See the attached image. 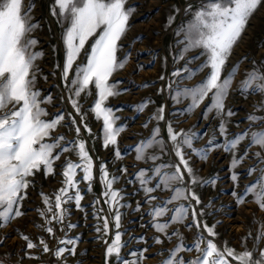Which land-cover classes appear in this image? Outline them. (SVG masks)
Instances as JSON below:
<instances>
[{"label": "snow or ice", "instance_id": "1", "mask_svg": "<svg viewBox=\"0 0 264 264\" xmlns=\"http://www.w3.org/2000/svg\"><path fill=\"white\" fill-rule=\"evenodd\" d=\"M127 0H55L52 14L58 17L59 22L67 23V27L62 33L65 46V63L62 78L69 92V101L73 109L81 117L80 125H77L75 117L70 113V119L76 133V138L69 140L64 135H53L57 126L61 125L65 116L57 113L53 118L45 120L46 110L41 106L45 102H51V97L47 100L40 98V92L35 89L36 76L33 69L36 61L42 57L41 51L33 49L38 43L35 38L29 37V33L34 31L38 24L32 22L30 15L34 5L29 4L25 8L24 0H0V227L5 226L13 218H18L24 214L22 211L23 201L27 198L28 189L32 186L34 177L38 172H43L45 176L55 174L56 161L60 160L63 153L74 151L79 157L77 162L65 160L61 165L63 171V187H61L54 199L41 192V197L45 208L40 211V215L45 217V225L42 227L50 236H54L53 223L63 225L62 230L77 227L76 224L68 222L71 215L69 205L75 206L80 211H84L86 206L81 204L83 194L79 187L81 181L87 182L88 191L91 190V182L94 178V161L89 154L86 141L79 139L81 125L84 130L92 135V130L85 122V114L81 111L79 98L81 94L89 95L90 86L96 89V98L90 106L91 111L99 120L102 119V146L112 147L117 159L122 153L118 148V137L126 125H117L120 117L115 115L114 109L107 105L110 97L121 94L119 81H111L113 74L123 69L131 53L124 57L118 56L121 48L119 43L126 35L129 27V19L134 7H126ZM264 3V0H203L199 8L194 12L191 5L186 11L192 12V19L182 26L180 32L184 39L180 59L191 51L200 49L198 55L190 57L183 69H177L172 73L180 80L192 79L203 69L208 68L209 72L203 80L191 87H182L180 83H169L167 86L172 93L171 99L180 104L188 100L185 107L177 110L178 114L191 115L206 100L209 101L201 112V118L207 119L210 114L214 118H219L217 129L212 137L201 148L194 147L195 142L200 140L206 133L195 131L196 126L188 130L177 131L171 121L166 122L168 142L174 155L178 158V163L171 161L157 163L166 154L167 144L160 136L159 124L152 129L151 136L139 141L136 145L128 146L129 151L135 152L136 161L147 163L152 162L150 168H140L132 173V180L138 183L140 191H143V203L149 205L147 215L151 220V226L156 232L163 234L168 240L173 236L178 238L176 246L172 249H160L157 254L167 252L168 255L160 261V264H264V248L259 244L264 239V225L255 237L254 246L249 249L242 244L244 250L237 251L229 247L227 242L223 248L215 242L217 233L216 225L209 226L198 217L203 215V210L197 212L195 205L201 204L200 197L193 190L196 185L215 186L218 176L207 179L199 177L191 163V156L188 152L199 159L207 160L212 151L222 149L226 153L232 154L230 162V178L234 182L231 195L236 202L243 203L248 195H253L255 202L261 210H264V128L258 131H251L256 123L264 124V116L250 113L245 117L249 121V127L228 136L227 118L234 115L231 109L226 110L225 100L231 88L232 80L238 71V66L234 67L227 76L222 77V71L229 58L233 46L238 42L245 30L250 17ZM177 11H179L177 9ZM174 17H169V23ZM95 37L90 49H86V44L90 38ZM135 40L142 37L137 36ZM85 53L86 62L77 64L74 75L69 80V73L73 72V65L80 56ZM204 61L196 68L189 67L192 61L200 59ZM140 67H143L141 65ZM38 70V69H37ZM161 79H164L161 76ZM145 82L141 87H147ZM163 91V89H161ZM238 91L247 96L248 94H264V72H260L255 67L245 74V79L241 81ZM151 101L142 100L136 104L135 111L142 112ZM11 106V107H9ZM258 110L264 109V102L254 105ZM165 106L161 105L156 112L149 117V121H163ZM145 121L144 127L148 126ZM216 131L219 132L222 142H217ZM248 139L242 155H237L238 146ZM259 147L262 151L252 153L256 159V164L250 166L245 171L248 175L259 172L256 180L245 185L243 192H237L240 173L235 169L249 156V151L253 147ZM158 149L159 152L153 151ZM78 171L82 175L77 179ZM100 181L104 186L102 196L104 202L109 205V213L112 215L114 223V238L109 243L104 241L105 264H109L111 258L121 261L122 264H141L144 253L147 249L130 251L127 253L132 259H125L121 254L122 249L131 242L122 239L125 235L121 231L122 208L129 205L123 202V195L120 189L113 187L119 177L108 172L106 164H100ZM118 171L127 174V168H120ZM187 176V181L185 180ZM153 181L155 183L153 184ZM158 190L170 191L171 195L163 199L160 203H155L160 198L153 195ZM218 198V197H217ZM184 201L185 203H179ZM98 200L93 201V216L102 224L95 229L97 233L107 236L110 232L108 216H102L103 209H96ZM213 201H210L211 205ZM136 211H141V203L137 202ZM168 217V219H163ZM189 221L185 227L197 229L196 238L191 245L184 243L183 235L177 230L168 233V228L173 223ZM203 229V231H201ZM207 233V236L204 233ZM251 233L244 240L251 238ZM26 241V250L42 246V251L48 253L52 251L58 264H66L64 254L75 255L76 245L79 237L67 235L57 240V247L50 249L43 237L39 238V245L34 243L29 236L23 235ZM144 241V237H136ZM155 244H162L160 236L153 237ZM3 241H0L2 244ZM71 246V247H68ZM197 253L194 258L185 259L180 255L183 251H193ZM258 252V255L256 253ZM29 258H38L29 256ZM0 264H4L0 261Z\"/></svg>", "mask_w": 264, "mask_h": 264}, {"label": "rangeland", "instance_id": "2", "mask_svg": "<svg viewBox=\"0 0 264 264\" xmlns=\"http://www.w3.org/2000/svg\"><path fill=\"white\" fill-rule=\"evenodd\" d=\"M203 0H127L126 7H134L135 11L129 19V27L126 35L119 42L121 48L118 51L119 57L131 53L123 69L116 71L110 78L111 81H119L118 89L122 91L120 95L110 97L107 105L114 109L115 115L120 117L117 125H126L118 137V148L122 156L117 159L112 147L105 148L102 146V119H97L91 111V105L96 98V89L90 86L89 95L81 94L79 102L81 111L85 114V122L92 130V135L84 130L81 125L79 139L86 141V147L94 161V178L91 182V190L88 191L87 182L81 181L79 187L83 194L81 204L86 206L84 211L75 208L74 204L69 205L71 215L65 221L76 224L77 227L64 229L63 225L53 223L55 235L50 236L44 228L45 217L40 215V211L45 208L41 192L49 195L54 199L56 192L63 187V176L61 165L65 160L77 162L79 157L74 151H68L61 155L60 160L56 161L55 174L45 176L44 173L38 172L34 177L33 184L29 187L27 198L23 201L22 211L24 214L18 218H13L5 226L0 227V261L4 264H58L57 259L53 256L52 251L44 253L42 246L26 250V241L22 238L27 235L30 239L39 245V238L43 237L48 243L50 249H55L57 240L64 238L66 232L68 236L79 237L76 245L75 255L64 254L66 264H105L104 243H109L114 238V223L112 215L109 213V205L104 202L102 192L104 186L100 181V164H106L109 173L118 176L119 179L114 183L115 189H120L123 195V202L129 206L122 208V227L121 231L125 233L123 240L131 242L127 247L122 249V255L125 259H132L127 253L130 251H139L147 249L144 253V259L141 264H160V261L167 257L168 253L157 254L160 249H172L176 246L178 238L173 236L168 240L163 234L158 233L151 226L152 218L147 215L149 205L143 203L144 193L138 190L139 185L132 180V173L137 172L140 168H150L152 162L136 161L135 152L129 151L128 146L136 145L139 141L151 136L152 129L159 124L160 136L167 144L166 154L157 163L171 161L178 163V158L171 149L168 142V133L166 122L171 121L173 127L188 130L196 126L195 131L206 133L203 137L195 142L194 147H203L212 137L214 130L217 129L219 118H214L210 114L207 119L201 118V112L208 100L197 108L191 115H181L177 110L185 107L188 100L176 104L172 99V93L168 89L169 83L178 82L182 87H191L204 79L209 72L208 68L203 69L192 79L180 80L174 77L172 73L177 69H183L190 57L198 55L201 51L196 49L188 52L183 59H180L184 39L180 32L182 26H185L192 19V12L186 11L191 5L194 12L200 7ZM29 4L34 5L31 10L32 22L38 24V27L29 33V37L38 40L34 51H41L42 57L36 61V67L33 69L36 76L35 89L40 92V98L47 100L51 97V102H45L41 106L46 110L47 116L42 117L45 120L53 118L57 113H63L64 122L57 126L53 135H64L69 140L76 138L74 126L72 125L68 114L75 117L77 125H80L81 117L77 115L69 101V92L62 78L63 67L65 63V46L62 39V33L68 26L67 23H61L57 16L52 14V8L55 0H24L25 8ZM177 9L179 11H177ZM169 17H174L169 23ZM140 36L142 39L135 40ZM95 37L90 38L86 44V49H90L91 43ZM204 57L192 61L189 67L196 68L204 61ZM85 53L81 52L80 56L73 65V72L69 73V80L73 78L74 69L77 64L85 63ZM143 65V67H140ZM238 66V71L234 76L231 88L225 100L226 110L231 109L234 115L227 118L228 136L240 132L249 127V121L245 119L250 113L264 116V109L258 110L254 105L264 102V94L242 95L238 89L241 81L245 79V74L252 71L255 67L260 72H264V3H262L254 14L250 17L245 30L243 31L238 42L233 46L231 54L226 61L222 71V77L227 76L234 67ZM38 69V70H37ZM161 76L164 79H161ZM147 82V87H141ZM163 89V91H161ZM142 100L151 101L142 112L135 111V105ZM165 106L163 121H149V117L161 106ZM11 107V106H9ZM145 121L148 126L144 127ZM264 128V124L256 123L252 126L251 131H258ZM217 142H222L219 132L216 131ZM245 139L237 149V155H242L245 145L248 144ZM153 151L159 152L158 149ZM262 151L259 147L253 146L249 151V156L235 169L240 173L237 192H243L245 185L251 184L259 176V172L248 175L245 171L250 166L256 164V159L252 153ZM191 156V163L199 177L207 179L212 176H218L215 186L196 185L194 191L201 199V204L195 205L197 212L203 210V215L198 217L206 222L209 226L216 225L215 231L217 236L215 242L221 248L227 242L229 247L237 251H243L242 244L247 245L249 249L254 246L255 237L264 225V210H261L254 200L253 195H248L243 203H237L231 195L234 182L230 178L231 153H226L222 149L212 151L207 160L199 159L197 156L188 152ZM264 155V151H262ZM264 165H258L261 167ZM127 168V174L118 171L120 168ZM82 175L78 171L77 179ZM187 176L185 180L187 181ZM155 181H153V184ZM153 195L159 197L155 203H160L171 195L170 191L158 190ZM218 197V198H217ZM98 200L96 209H103L102 216H108L110 232L107 236L95 231L96 227L102 224L93 216V201ZM213 201L210 205L209 202ZM137 202L141 203V211H136ZM179 203H185L180 201ZM163 219H168L164 217ZM189 221L182 223H173L168 228V233L179 231L184 238V243L191 245L196 238L197 229L185 227ZM203 231V229H201ZM251 238L244 240L245 237ZM207 236V233H204ZM144 237V241L136 237ZM160 236L162 244H155L153 237ZM71 247V246H68ZM260 248H264V239L260 241ZM185 259L194 258L197 253L193 251H183L180 253ZM258 255V252L256 253ZM38 257V258H29ZM109 264H122L121 261L111 258ZM235 264V261H232Z\"/></svg>", "mask_w": 264, "mask_h": 264}]
</instances>
